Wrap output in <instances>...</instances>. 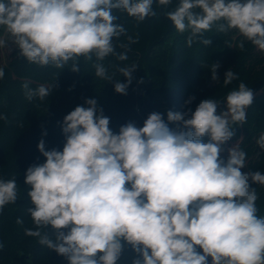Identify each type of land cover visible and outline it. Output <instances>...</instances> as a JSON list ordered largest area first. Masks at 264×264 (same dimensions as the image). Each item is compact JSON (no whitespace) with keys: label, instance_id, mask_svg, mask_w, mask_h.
I'll return each instance as SVG.
<instances>
[{"label":"clouds","instance_id":"1","mask_svg":"<svg viewBox=\"0 0 264 264\" xmlns=\"http://www.w3.org/2000/svg\"><path fill=\"white\" fill-rule=\"evenodd\" d=\"M154 3L168 6L172 0H0V28L29 63L64 69L71 60V71L78 72L81 56L103 61L114 54L126 60V52L115 51L113 38L126 29L114 12L142 22L157 15ZM166 16L178 32L190 31L188 46L224 21L219 31L236 29L264 51V0H180ZM7 45L0 36V48ZM94 67L97 77L112 81L102 63ZM218 67L212 65L213 80ZM136 68L119 69L126 82L115 81L116 93L127 94ZM4 76L0 68V79ZM237 78L228 70L224 86ZM24 88L28 100H43L54 85ZM253 99V90L240 83L219 114L221 102L208 98L194 112H167L178 130L154 112L143 127L129 122L118 134L97 100L86 99L87 107L77 106L63 118L62 151H46L43 140L37 145L46 161L25 173L34 205L27 211L36 225L25 234L68 264H117L122 240L137 253L132 264H209V257L211 264H264V218L257 215L258 196L251 187L264 185V174L242 171L247 154L237 144L228 149L226 162L220 155L234 136L233 126L246 121ZM204 136L210 138L206 143ZM257 143L264 150V135ZM17 198L16 179H0V211ZM42 227H51L54 239Z\"/></svg>","mask_w":264,"mask_h":264},{"label":"trees","instance_id":"2","mask_svg":"<svg viewBox=\"0 0 264 264\" xmlns=\"http://www.w3.org/2000/svg\"><path fill=\"white\" fill-rule=\"evenodd\" d=\"M179 2L172 0L168 6L154 3L157 15L142 22L126 13L114 12L118 15L116 23L126 29V34L118 40L113 38L115 51L126 52V60H119L114 54L103 61H97L94 54L91 60L81 56L77 58L80 71L72 72L71 60L64 69L51 64L42 67L29 63L16 49L5 63L0 61V68L5 72L0 79V179L15 178L18 190L16 203L7 204L0 211V264H68L65 257L40 245L37 237L25 234V229L36 228L27 211L34 205L28 196L31 186L25 183V173L29 166L46 161L37 147L41 140L46 151L63 150L66 142L61 128L63 118L77 106L87 107L86 99L97 100V107L110 119L109 128L114 134L129 122L137 128L143 127L144 121L154 112L162 114L170 129L178 130V123L167 121L168 111L184 113L190 108L194 112L201 101L211 98L221 102L217 109L219 114L227 94L244 83L253 90L254 99L246 109V121L233 126L231 140L241 139L238 146L247 154L242 171L264 174V150L257 143L264 135V51L236 29L219 31L218 25L224 21L213 24L188 46L190 31L178 32L166 16ZM204 39H210L211 44H203ZM120 45H127V48ZM97 62L105 66L112 81L96 76L94 65ZM133 64L137 68L132 73L127 94L116 93L115 81L126 82L119 69ZM213 64L219 65L217 80L212 79ZM228 70L238 78L225 87L223 79ZM25 84L33 90L40 85H54V88L43 100L38 97L28 100ZM189 97L194 99L186 105ZM209 139L208 136L201 138L205 143ZM222 148L224 150V145ZM251 187L258 196L257 215L264 218V185L251 184ZM18 218L23 222L17 223ZM40 230L54 239L51 227ZM121 242L123 250L117 264H132L137 253L131 245Z\"/></svg>","mask_w":264,"mask_h":264},{"label":"rangeland","instance_id":"3","mask_svg":"<svg viewBox=\"0 0 264 264\" xmlns=\"http://www.w3.org/2000/svg\"><path fill=\"white\" fill-rule=\"evenodd\" d=\"M0 36H3L5 39L8 40V45L5 48H0V61L2 63H5L6 60L9 59L11 53L16 50V46L14 44L11 43V40L8 38V36L4 33L3 28H0ZM226 110V105L223 106V108L221 109V111ZM239 139L238 141H233V140H229L224 144V150L221 152L222 157L224 158L225 161H227L228 158V149L230 147H232L233 145L237 144L239 145L240 143Z\"/></svg>","mask_w":264,"mask_h":264},{"label":"water","instance_id":"4","mask_svg":"<svg viewBox=\"0 0 264 264\" xmlns=\"http://www.w3.org/2000/svg\"><path fill=\"white\" fill-rule=\"evenodd\" d=\"M208 261H209V264H211V257H210V258H208Z\"/></svg>","mask_w":264,"mask_h":264}]
</instances>
